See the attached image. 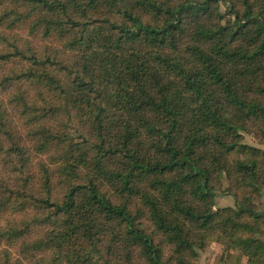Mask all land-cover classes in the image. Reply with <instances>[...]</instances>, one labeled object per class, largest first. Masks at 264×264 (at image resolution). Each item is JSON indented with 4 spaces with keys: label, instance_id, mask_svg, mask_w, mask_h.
Masks as SVG:
<instances>
[{
    "label": "trees",
    "instance_id": "1",
    "mask_svg": "<svg viewBox=\"0 0 264 264\" xmlns=\"http://www.w3.org/2000/svg\"><path fill=\"white\" fill-rule=\"evenodd\" d=\"M264 0H0V264H264Z\"/></svg>",
    "mask_w": 264,
    "mask_h": 264
},
{
    "label": "rangeland",
    "instance_id": "2",
    "mask_svg": "<svg viewBox=\"0 0 264 264\" xmlns=\"http://www.w3.org/2000/svg\"><path fill=\"white\" fill-rule=\"evenodd\" d=\"M245 141L254 144L262 149H264V144L257 143L252 136H245ZM226 187V181L225 178H222L221 186L219 189L215 191L214 194V206H222V205H231L234 207H245V208H251L255 210L256 212H262L264 211V197L260 199L258 202H235L233 201L232 197L226 193L224 190ZM221 249V245L217 243L211 244L207 249L204 251L198 252V259L196 264H207V259L210 258L215 252L219 251Z\"/></svg>",
    "mask_w": 264,
    "mask_h": 264
}]
</instances>
